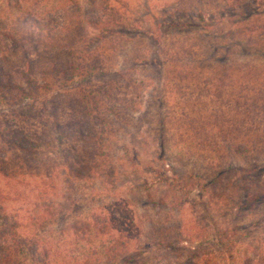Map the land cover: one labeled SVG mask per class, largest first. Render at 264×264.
Masks as SVG:
<instances>
[{
  "label": "trees",
  "instance_id": "1",
  "mask_svg": "<svg viewBox=\"0 0 264 264\" xmlns=\"http://www.w3.org/2000/svg\"><path fill=\"white\" fill-rule=\"evenodd\" d=\"M184 1L157 4V13L153 0H143L152 22L136 23L144 31L135 36L144 33L158 46L151 64L184 67L211 55L230 66L241 48L246 62L236 60L254 67L232 79L248 84L243 94L232 84L220 86L235 101L229 111L208 115L215 125L203 123L210 129L204 135L192 116L197 100L180 113L190 120L189 128L180 127L187 143L206 148L209 176L197 173L196 183L186 184L167 174L170 132L161 122L154 161L162 169L139 188L150 191L157 183L173 192L170 208L178 216L167 220L169 231L139 212L151 203L163 207L169 193L156 202L143 197V203L136 194L120 199L109 188L119 169L103 163L115 136L108 135L122 136L142 107L141 83L127 67L113 68L115 50L106 45L119 33L114 43L124 40L132 26L128 14L115 0H0V264H264V63H255L264 56V0H200L193 10ZM176 34L188 39L180 47L166 45ZM129 93L140 101L131 102L136 98ZM125 150L130 167L144 168L139 153ZM94 177L101 184L94 189L105 190L106 199L75 207L73 184ZM194 187L209 217L215 204H225L220 229L193 223L195 202L184 207ZM82 199L93 201L86 193ZM189 207L192 219L184 222ZM215 244L221 262L210 249Z\"/></svg>",
  "mask_w": 264,
  "mask_h": 264
},
{
  "label": "rangeland",
  "instance_id": "2",
  "mask_svg": "<svg viewBox=\"0 0 264 264\" xmlns=\"http://www.w3.org/2000/svg\"><path fill=\"white\" fill-rule=\"evenodd\" d=\"M115 1H118L117 7H119L122 12L128 14L132 26L127 29V34H123L124 40L120 39L118 43H114L118 37L122 36L119 33L111 36L106 41V45L111 47L110 51L115 50V52L112 53L114 56L112 55L111 58V63L114 65L113 68L118 70L119 68L127 67L128 75L132 74V77L137 78L135 81L141 83L140 86L142 89L139 92L142 93V107L140 112L136 115V122L131 128L127 129L122 136L119 135V132L117 134L110 133L108 135V138H112L113 135L115 136L113 137V143L105 148L107 149L105 153L108 156V160L103 163H113V165L119 169L117 170V175L120 174L119 178L114 180L117 184L109 188L117 190L120 199L126 197H132L134 199V194H136L135 199L140 198L143 203H145L143 197L153 199L156 202L160 197H165L169 193L167 196V204L163 205V207H160L158 203L155 207L153 205L154 203H151L149 207L145 206L144 208H140L139 212H141V215L143 216H148V219L151 217L155 222L160 223L159 227H166L169 231L170 229L172 231L169 221L174 220L178 216V213L176 208H170L171 204L169 202H172L174 198L173 192L170 188L166 187L164 184L158 185L157 183L152 184L150 191L149 189L145 191L139 188L146 180L153 182L157 175L156 171L162 169L158 165L160 161H154V156L156 157L158 151L157 146L160 138V124L165 119L166 124L168 125V133L170 132L169 135L166 136L167 145L171 148L170 156H168L165 168L167 174L176 180L182 179V181H186V184L196 183L197 173H200L203 176H209L212 171L208 168L209 164L205 153L206 148L202 145H198L197 148L194 144L190 145V143H187L188 135L184 132V134L181 133L182 128L180 127L185 124L184 128H189L190 120L189 118H180V113H189L186 110H188L192 103L197 100L196 114L192 113V116L196 117L198 127L203 129L202 133L204 135L210 130L206 128L209 124L215 125L212 119L209 121L207 118L208 115L220 109L229 111V109L233 107L231 103L232 99L235 101L234 98L231 99L229 96L227 87L225 86L226 89L223 92V88L220 86H229L232 84L237 86L234 88L235 93L238 94L243 91L245 92L248 84L240 81H237L240 83L236 84L232 79H239V77L247 72L250 67L254 66L241 65L243 62H246L241 54V48H236L238 50L236 59H239L241 64L238 60L233 59L231 64H229L230 66L221 65V63L215 58L211 60V55H208V58L205 57L199 59L195 64L192 60H188L189 64L184 67H172L166 69V67L161 68L156 66V64H151L158 52V46L155 45L154 42L144 33L137 37L135 36L137 34L136 30L144 31V29H138L136 27L138 26L137 24H140L145 28L149 27L150 22H152V16L146 15L147 10L146 6L142 4L143 0ZM168 1L170 0H153L152 4L155 9H153V12H162V10L158 9L157 4L163 5ZM200 3V0H185L183 7L193 10L196 7H199ZM187 35L188 34H176V36L168 38L165 43L171 47H180L182 43L188 39ZM212 40L222 44L228 43V47L230 46V43L223 38H212ZM222 51H224V49H222ZM255 61L256 65L260 67V63H264V56L260 57L259 60L256 58ZM235 63L237 65H235ZM253 73H256L255 68L253 69ZM188 87H190V89ZM132 89L135 90L134 86ZM132 93H135V91H132ZM132 93H129L128 97L136 99L131 100V102L140 101L138 99L139 95H133ZM214 107H216V109L213 110L212 108ZM202 112H204V114H200ZM203 123L207 124L206 127L201 126ZM187 132H189V130ZM212 132L215 133V131ZM196 133L201 135L200 130ZM226 133L227 132H225L223 136H226ZM219 134L221 133L216 135ZM125 147L130 149L129 154L132 156L139 153L138 155L141 157V163L143 165L145 164L144 168L136 169L130 167ZM122 167H125L126 170L123 169L122 171ZM97 179L98 177H94L93 180H83L80 182L81 185L79 183H77V185L73 184L75 190L69 192L73 193L71 196L72 200L76 202L75 207L80 203L81 207H85V205H93L106 199L107 192L105 190L94 189V187L98 188L101 186ZM83 193H86L89 198L92 197L93 201L83 200ZM93 195H96V199ZM231 195L233 198L239 197L237 192H232ZM80 200L83 201L81 202ZM198 200V189L194 187L188 198L187 206L184 207L186 208L192 202H195V206L197 207L194 214L196 222L193 221V223H202L199 221H206L209 225L206 228L215 225L212 230L215 229L216 231L217 229H220L226 222L224 220V212L222 211L225 204L223 202L220 205L215 204L212 208V215L209 217L207 212L200 210L205 209L201 208V204H197ZM174 207H176V205H174ZM86 209L88 208H84V210ZM192 209V207L187 209L184 222H190V219H192ZM127 215L129 214L127 213ZM213 220L214 222L211 224ZM244 221L245 220H242L240 222V226H244ZM148 224H150V222ZM197 225L200 226L201 224ZM149 232H151V229ZM198 240L200 239L197 238L194 243L196 244ZM219 246L220 244H215L214 247L212 246L213 248H210L215 252L216 262L223 261L222 249L219 248Z\"/></svg>",
  "mask_w": 264,
  "mask_h": 264
}]
</instances>
